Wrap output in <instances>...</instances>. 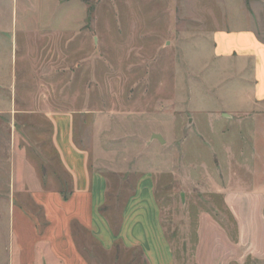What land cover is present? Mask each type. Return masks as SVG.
<instances>
[{
	"label": "rangeland",
	"instance_id": "rangeland-1",
	"mask_svg": "<svg viewBox=\"0 0 264 264\" xmlns=\"http://www.w3.org/2000/svg\"><path fill=\"white\" fill-rule=\"evenodd\" d=\"M252 15L249 0H0V224H8L14 180L65 200L73 195V177L54 151V114L71 116L74 145L108 180L113 222L120 221L130 185L152 180L143 172L162 165H176L182 176L195 165L197 173L196 184L159 177L170 222L180 216L183 228L181 194L190 189L197 206H220L202 191L225 182L228 147L247 158L249 145L264 150L261 138L250 135L264 122L230 120L249 86L237 70L214 61L213 35L251 28ZM247 113L264 117V106ZM28 189L34 188L16 194L46 228V204L35 205ZM109 205L102 213L110 215ZM186 237L173 239L180 238V246ZM79 242L90 263L95 254L100 264H144L133 252H92L85 236Z\"/></svg>",
	"mask_w": 264,
	"mask_h": 264
},
{
	"label": "crops",
	"instance_id": "crops-1",
	"mask_svg": "<svg viewBox=\"0 0 264 264\" xmlns=\"http://www.w3.org/2000/svg\"><path fill=\"white\" fill-rule=\"evenodd\" d=\"M249 1L253 6L251 28L213 35L214 61H223L226 67L237 70L242 83L249 86L242 93L243 105L230 117V120L236 118L234 122L238 124L264 122V117L247 113L264 106V36H259L254 28H261L264 35V0ZM70 117L54 114L50 120L56 156L73 177V195L65 200L58 192L39 191L32 183L17 185L14 180L8 224L7 227L0 224V264H100L95 254L90 263L83 252L85 248L80 247V236L92 242V252L96 249L111 254L120 248L122 252L140 256L144 264H264V150L249 145L252 150L247 158L244 150L238 156L232 146L228 147L226 158L230 167L222 166L225 182L223 185L213 182V191L201 193L220 201V206L201 208L196 204L193 190L182 193L183 228L176 223L182 220L180 216L170 222L164 207L166 199L158 193L157 182L161 176L172 175L174 182L188 180L196 184L195 165L184 167V176L176 165L172 169H164L162 165V169L143 172L146 175L151 172L152 180L140 177L132 187L127 183L130 193L121 208L120 221L115 223L114 207L108 200L109 182L97 165L90 164L89 154L74 145ZM216 120L211 118V124ZM250 135L255 142L261 138L264 144V129L257 128ZM251 161L261 164L254 166ZM210 171L205 168L202 172L212 182ZM243 171L245 179L252 184L243 180ZM45 180L47 185L51 184ZM125 186L118 189L114 204H119ZM29 187L34 188L28 189L33 203L38 205L44 201L46 204H40L45 208L46 228L38 226L34 214L22 205L16 194ZM107 205L110 215L102 213ZM75 226L80 230L77 229V234ZM180 235L187 237L179 246L180 238L176 241L173 237Z\"/></svg>",
	"mask_w": 264,
	"mask_h": 264
},
{
	"label": "water",
	"instance_id": "water-1",
	"mask_svg": "<svg viewBox=\"0 0 264 264\" xmlns=\"http://www.w3.org/2000/svg\"><path fill=\"white\" fill-rule=\"evenodd\" d=\"M154 138L158 139L161 143H164V139L160 135H155Z\"/></svg>",
	"mask_w": 264,
	"mask_h": 264
}]
</instances>
